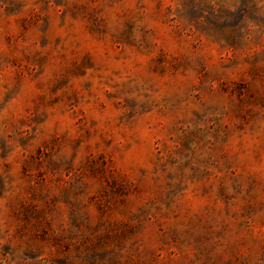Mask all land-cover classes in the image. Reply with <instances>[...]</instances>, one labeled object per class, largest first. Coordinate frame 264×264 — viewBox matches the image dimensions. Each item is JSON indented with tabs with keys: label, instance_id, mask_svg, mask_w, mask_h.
Wrapping results in <instances>:
<instances>
[{
	"label": "clouds",
	"instance_id": "clouds-1",
	"mask_svg": "<svg viewBox=\"0 0 264 264\" xmlns=\"http://www.w3.org/2000/svg\"><path fill=\"white\" fill-rule=\"evenodd\" d=\"M26 9L53 24L65 9L76 14L57 30L65 47L52 51L65 65L79 60L77 42L89 16L105 21L109 43L121 41L125 22L132 27L127 43L106 46L107 54L98 53L87 70L95 95L81 91L79 107L91 101L96 124L84 125L89 136L79 126L53 129L51 118L34 125L45 103L8 71L0 76V264H264V230H253L252 222L236 227L224 216L238 210L240 197L252 202L254 184L264 188V0H172L159 8L156 0H62L60 6L48 0L43 12L35 4ZM193 25L225 47V41L235 44L242 55L209 60ZM26 35L0 56L19 63L35 51L34 37ZM71 84L62 90L66 96L78 90ZM238 84L240 102L223 91ZM104 92L112 99L99 109ZM146 128L165 145L157 149L160 158L137 159L126 149L149 139ZM189 133L188 147L181 148ZM53 134L63 139L50 161L70 169L67 176L56 173L59 181L38 177L30 159L35 145ZM237 137L240 151L233 147ZM100 153L108 161L102 177L88 170ZM169 158L176 164H166ZM217 167L235 170L241 191L224 209L213 187L207 207L192 209L186 191L204 183L199 172L215 174ZM112 179L127 192L122 203L105 195L104 181ZM226 183L231 194L232 182ZM259 204L264 217V195Z\"/></svg>",
	"mask_w": 264,
	"mask_h": 264
},
{
	"label": "rangeland",
	"instance_id": "rangeland-1",
	"mask_svg": "<svg viewBox=\"0 0 264 264\" xmlns=\"http://www.w3.org/2000/svg\"><path fill=\"white\" fill-rule=\"evenodd\" d=\"M172 0H156V6L159 8L160 4ZM48 3V0H3L0 3V49L11 47L13 44L19 46L22 41L27 40V35L30 34L34 37L33 44L35 51L30 55H24L23 59L18 63L15 58H8L5 60L0 56V76L6 71L13 75V78L21 84V87H27L29 93L35 92L38 94V98L42 103H45L47 111L38 112L32 117L34 125H39L45 121L51 120L52 128L56 129L57 126H67L70 129H75L76 126L84 130V135L89 136V128H85L87 123L89 126L96 124L95 119H91L95 115L91 110L87 109V105L91 103L90 100H85L84 107H79L82 97L80 92L87 93L88 96L95 95L88 90L92 87V81L84 79L88 73L87 70L93 68L97 54L106 53V46L119 47L120 42L127 43V33L131 31V25L125 22V29L121 33L120 42H106L103 37L106 35L108 29L103 19L89 16V22L82 25V32L80 41L77 42V47L80 48L81 55L78 62L73 60L67 65L57 62L52 56V51L55 49H62L65 47L63 41L64 37L57 34V30L62 29L65 23V17L71 15L73 19L76 18V14L65 9L59 14V22L53 24V21L47 17H41L39 13L36 16L32 15L31 9H26V5L35 4L43 12ZM57 6H60L62 0H55ZM207 19V18H205ZM211 26V25H210ZM196 31L199 33L198 39L203 43L206 55L209 60H220L222 58H231L234 54L242 55L240 48L236 47L233 43H225L227 46L221 45L213 36L210 35L202 27L193 25ZM191 39V37H189ZM195 47V45H193ZM113 50H115L113 48ZM59 60H64V54H59ZM7 65V66H6ZM178 67V66H177ZM246 67H249L246 65ZM31 69V71H30ZM71 81L77 82V89L73 90L70 95H65L62 91L64 89L72 88ZM80 81H83L81 84ZM223 91L227 95L236 97L237 102L241 101V97L244 95L242 84L233 86L231 89L223 88ZM45 96L47 97L45 102ZM103 101L99 104V109H104L107 104L104 101H111L112 94L108 92L103 93ZM65 107H60L61 105ZM125 104L130 106L129 101H125ZM116 107L115 104L112 105ZM98 111V110H97ZM243 131V129H240ZM32 132H36V127L32 128ZM145 135L149 139H146L144 143H135L126 145V149L132 152L137 159H147L149 153H153L156 158H160V151L157 149H163L164 144H161L160 139L153 135L150 128L145 129ZM248 133H245L247 137ZM192 133H189L180 142L181 148L188 147V140L191 139ZM30 137L29 139H34ZM63 139V136H57L55 134L50 135L46 140L39 141L34 149L30 159L33 160L36 168L39 171L36 175L42 180L54 179L60 180V176L56 175L57 172L63 171L64 176L69 175L70 169L54 164L50 161V156L55 154L58 150L57 145ZM76 144L79 145L80 138L76 137ZM109 144L111 139L107 141ZM171 137H169V143ZM242 140L237 137L234 141L233 147L240 151ZM241 155L243 153L241 152ZM47 162V164H45ZM151 164V160L149 159ZM168 165L176 164L175 159L169 158L165 161ZM108 161L104 158V154H98L94 161L88 165L89 173L93 176H103V171L107 167ZM178 166V165H177ZM185 166L186 163H185ZM163 165H161V171L163 172ZM235 170L231 172H225L219 167L216 168V173L204 170L197 174L198 181H204L199 185V188H192L186 191V199L192 209L207 207L204 203L208 197L209 191L214 187V194L218 199L220 206L224 209L229 208V200H234L236 195L241 191L239 185L235 181ZM226 181H231L232 193L229 194L227 189L229 185ZM107 186V194H111L113 197L120 199L121 203L127 196V192L124 190L123 185L118 179L105 180ZM253 191L249 193L250 200L245 201L244 197H240V203L237 211H224V216L229 223L236 227L246 226L249 222H252L253 230L259 232L264 230V217H260L257 214L259 208V197L264 195V188H260L258 184L253 185ZM95 199V197H93ZM232 208H236V204L232 205ZM39 214V213H38ZM35 219V217H33ZM166 219V217H165ZM176 219V217H172ZM157 229L160 232H164V228L161 224H157ZM169 240L172 244H175V240L169 235ZM162 254L164 250L161 249Z\"/></svg>",
	"mask_w": 264,
	"mask_h": 264
}]
</instances>
